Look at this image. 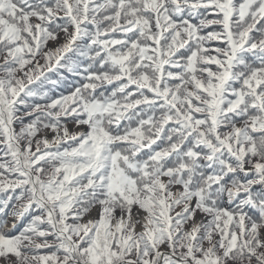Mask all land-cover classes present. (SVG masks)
Instances as JSON below:
<instances>
[{
    "label": "snow or ice",
    "instance_id": "obj_1",
    "mask_svg": "<svg viewBox=\"0 0 264 264\" xmlns=\"http://www.w3.org/2000/svg\"><path fill=\"white\" fill-rule=\"evenodd\" d=\"M0 58L3 264H264V0H0Z\"/></svg>",
    "mask_w": 264,
    "mask_h": 264
},
{
    "label": "trees",
    "instance_id": "obj_2",
    "mask_svg": "<svg viewBox=\"0 0 264 264\" xmlns=\"http://www.w3.org/2000/svg\"><path fill=\"white\" fill-rule=\"evenodd\" d=\"M209 31L212 29H208ZM0 62H2L1 58H0ZM43 63V61L41 62ZM63 75L67 78V80L59 85L56 86H46L47 88L51 89L50 94L51 95H56L59 92H67L68 90H70L69 85L78 81L79 78L74 76L73 74L68 73L67 71L63 72ZM52 79H57V76L55 74L51 75ZM18 127V126H17ZM3 194H0V196H2ZM8 222H9V218H8ZM19 230V225L17 226V228H12V226L8 225V229H6L5 231H10V234H15L17 231Z\"/></svg>",
    "mask_w": 264,
    "mask_h": 264
},
{
    "label": "rangeland",
    "instance_id": "obj_3",
    "mask_svg": "<svg viewBox=\"0 0 264 264\" xmlns=\"http://www.w3.org/2000/svg\"><path fill=\"white\" fill-rule=\"evenodd\" d=\"M50 47L52 46L51 44L49 45ZM2 60V58H1ZM42 62V61H41ZM70 128H72V125H69ZM76 130V129H73ZM92 215H95V212L92 213ZM11 218V217H10ZM88 217H86L85 219H87ZM12 219V218H11ZM13 260H15V257H12ZM0 264H3L2 260H0Z\"/></svg>",
    "mask_w": 264,
    "mask_h": 264
}]
</instances>
